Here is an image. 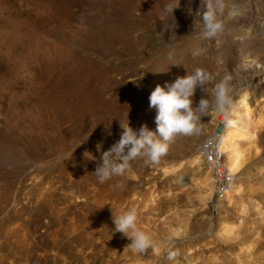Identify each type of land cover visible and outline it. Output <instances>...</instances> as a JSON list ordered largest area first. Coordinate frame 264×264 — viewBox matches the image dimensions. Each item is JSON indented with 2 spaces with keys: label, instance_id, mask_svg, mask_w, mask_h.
I'll list each match as a JSON object with an SVG mask.
<instances>
[{
  "label": "rangeland",
  "instance_id": "obj_1",
  "mask_svg": "<svg viewBox=\"0 0 264 264\" xmlns=\"http://www.w3.org/2000/svg\"><path fill=\"white\" fill-rule=\"evenodd\" d=\"M174 1L0 0L3 235H8L9 230L4 231L11 223L9 235H22V224L33 207L44 210L45 221L51 214L60 218V210L78 206L80 212L63 216L64 223H52L50 231L58 229V240H68L74 253L79 252L78 264H264V128L256 137L261 152L250 154L243 172L242 203L247 206L243 214L237 206L215 202L203 208L194 183L182 186L176 181V173H163L166 168L181 166L191 175L186 160L223 115L212 109L201 118L200 131L177 136L158 163L145 164L137 158L123 176L103 184L92 174L102 152L119 140L123 131L120 122L128 121L134 130L144 124L156 130V110L149 107V96L156 85L171 83L196 68L214 75L206 85V93L197 88L193 107L202 97L214 100L215 85L225 76L230 77L232 103L236 92L246 88L251 92V103L264 106V0H225L226 7L220 15L223 31L210 40L202 35V11L181 15L177 9L186 6H181L180 0L173 16L164 11L165 5ZM233 6L239 14L230 17ZM163 25L169 30L172 27L170 36L175 34L176 39H160L162 33L157 30ZM181 28L187 30L183 32ZM116 47L123 53V72L136 75L134 95L140 93L146 113L137 112L134 105V113L119 121L117 111L110 109L95 115L92 121L86 102H82L87 101L88 72L94 69V90L89 100L97 105L98 88L108 70L105 58L112 56ZM74 76L79 78L78 86L86 88L84 95L80 87L78 92L73 90ZM17 192L26 194H19L25 207L21 216L15 215L10 210L13 203L4 199L6 195L13 200ZM91 207L97 212L88 214ZM132 208L137 210L138 228L153 241V247L144 253L133 252L126 247L131 241L114 232L113 215ZM6 215L12 217L8 219ZM223 221L238 225L226 239L219 235ZM179 227L181 237L167 246L168 233ZM40 230H44L43 226L36 229L32 225L31 233L39 235ZM188 248L192 249L190 253L186 252ZM93 250L96 263L86 256ZM51 253L62 260L67 258L65 250ZM44 264L52 262L48 259Z\"/></svg>",
  "mask_w": 264,
  "mask_h": 264
},
{
  "label": "bare ground",
  "instance_id": "obj_2",
  "mask_svg": "<svg viewBox=\"0 0 264 264\" xmlns=\"http://www.w3.org/2000/svg\"><path fill=\"white\" fill-rule=\"evenodd\" d=\"M180 2L182 3L181 6H183V7L186 6V8L180 9L181 8L180 7L177 9V12L181 15L184 14L185 16L186 15L192 16V15L198 14L199 12L202 11L201 0H180ZM184 9H186V10H184ZM176 17H178V16H176ZM138 19L139 18L137 16L135 21ZM186 21H188V20H186ZM185 24H187V23H185ZM178 26H181V23ZM182 26H186V25H182ZM183 29L184 28H181V30L183 32L187 30V29L186 30L185 29L183 30ZM151 30H149V32H151ZM170 30L165 25H163L161 28H159L157 30V33H162L161 36L158 35V36H160V39H161V37H162V39L167 38V36H168L167 39H169L173 36L175 38L174 33H172L174 35L170 36L171 35L170 32H173L172 27ZM174 31H175V29H174ZM142 33L145 34V32H142ZM147 33H148V31H147ZM152 34H153V32H152ZM153 35L155 36V34H153ZM138 36H139V33H138ZM145 36L146 35H143V37H145ZM147 39H149V37H147ZM147 39H146V41H148ZM160 39L159 40L156 39L157 40L156 42L160 41ZM172 40H174V39H172ZM163 41H165V40H163ZM137 42H139V41H137ZM150 42H151V40H150ZM153 42H155V41H153ZM160 43H161V41H160ZM111 47H113V46H111ZM111 54L113 57L109 55L105 58L106 59L105 61L109 63V64H106V65H108V70L106 73L105 81L103 83L101 82L102 84H100L101 86H100V88H98V92H97L98 95L96 97L97 105H94V103H92L91 100H89L90 96L92 95V92L94 90V83H95V82L93 83L94 69H89L88 76H87V78H88L87 89L84 88L82 90V87L80 85L78 86L77 82L79 81V78L76 76H74L72 79V82L74 84L71 82L73 84V85L72 84L71 85L74 87V89H73L74 91L76 90V92H78L77 89L79 87L81 88V90H82L81 94L82 95H84L83 91H85V89H86L87 94L85 93L86 94L85 96H86L87 101L84 100L82 102L83 103L86 102L87 113H88V115L89 114L92 115V117H90V118H92V121H93V118H95L94 117L95 115L99 114L100 112H102L104 110H109V109L111 111H117V121H119L118 119H121V118L123 119L124 117H127L129 113H131V114L134 113V105L136 106L137 112L146 113L144 101L140 98V93H137L136 95H134V87H135L134 86V79L136 78V75L134 77V73L133 72L128 73L127 70H125L127 73L123 72L124 67H125L123 65H125V64H123V61H121V59H120V57L123 55L122 50L120 48L116 47L113 49V52ZM95 65L98 66L97 63ZM106 65H105V67H107ZM100 69L101 68H98V70H100ZM102 69H104V68L102 67ZM142 72H143V70H142ZM208 74L211 75V72L210 73L208 72ZM141 75H142V73H141ZM213 75L214 74H212V76ZM146 76L149 77L148 75H146ZM130 91H132V92H130ZM84 98H82V99H84ZM251 98H252L251 92H250V90H248L246 88L240 89L236 92V99L232 103V108L229 110L230 111L229 119L233 121V124L231 126L225 125V122H224L225 117L223 115L218 117L219 120H221L224 124L222 141L220 144V150L224 155V166H225L228 174L230 176H233V178H234V180L232 181L230 186L225 191H223L221 196H216V193H215L216 191H215V187H214V180H213L214 178H212L210 171L205 168L203 157L200 154L198 149H197V151H194L186 160V163L188 162V166L190 168L189 171L191 170V172H192L190 175L191 177L186 174L185 169L181 166H178L175 169L174 168L170 169V167H169V168H166L163 170V173L165 175L169 174L171 172L176 173L177 174L176 181H178V183L181 184L182 186H186L188 183H189V185L191 183H194L197 186V189H199L198 192L200 195L198 194L199 198H197V199L200 201L203 208H209V206H208L209 203L215 202V204H218L220 206H237L240 208V211L242 214L247 209L246 204H244V202L242 203V201H243L242 195H243L244 190H245V186L243 183L244 181L242 180L243 179V172H244V170H245V168H246V166L250 160V157H251L250 154L251 153L258 154L261 152V149L257 143L256 137H258V135H257L258 131H260L264 128V106H262L261 108L254 106V104L251 103ZM261 99H262V101H264V94H262ZM82 108L85 109L84 106ZM191 185H193V184H191ZM19 194H20V192H17L15 194V197H13V200L10 199L12 196L9 198L10 200H8L7 199L8 197L6 195H5L6 198L4 197V199H6L8 203H13L12 204L13 207L9 206L10 210H12V212L14 211L15 215L21 216L22 213L24 214V212H25V207L21 203L20 197H22L23 195H26V194H24V193H23V195L20 194L22 196H20ZM8 196H10V195L8 194ZM24 198H23V200H25ZM4 199H3V202H4L3 204H7V203H5L6 200H4ZM153 199H154V196L151 195V200H153ZM26 201H27V199H26ZM32 209L33 210L31 211V213H28V215H27V220L24 221V223L22 224V232L23 233L20 232L22 235H20L18 237H11L9 235V233L11 231L12 223L8 224L9 226L6 227L7 229L4 231V233H6V231L9 230L8 235H3L1 233L2 227L0 228V236H1L0 237V264H44L45 261L48 259L52 262V264L53 263H55V264H78L77 259L79 258V254H78L79 252L77 254H76V252L74 253V251L70 248V246L68 244V243H70L68 240H66V239H65L66 241L58 240L59 239L58 237L60 236L58 229L54 230L51 233H50V231H51L52 223L55 224L58 222L59 225H62L64 223V220H65L63 216L69 217L71 215H75L77 212H80V207H78V206L72 207L71 206V207L62 209L59 211V213L61 214L59 216L60 218H56L54 216V214L53 215L51 214V216H49V219H45V221L42 219V217L44 215L43 209L41 210L40 207H38V208L33 207ZM87 211H88L87 212L88 214L97 212L96 209L92 208V207L89 208ZM1 212H2V210L0 208V213ZM56 215H57V213H56ZM6 216H8V219L12 217V215H6ZM0 225H1V222H0ZM32 225L36 229L38 228L39 225L43 226L44 230L43 231L40 230L41 232L39 235L38 234L32 235V233H31ZM237 226L238 225L235 222L223 221L219 224V235L222 238L226 239L229 236V234L231 236V233L236 229ZM181 233H182V230L180 227L171 230L168 233L167 237L165 238L166 245L170 246L172 243H174L176 241V239H179L181 237ZM50 235H52V236H50ZM51 249H52V251H51ZM55 250H61V251L65 250L67 252L66 260L65 259L62 260V259L58 258L57 255L53 256L54 254L51 252H53ZM90 250H92V248ZM191 251H192V249L188 248L186 252L190 253ZM102 253H103V251H102ZM56 254H57V252H56ZM98 255H99V253H98ZM86 256L91 257L92 260L95 261L94 263H96L97 255L94 252V250L89 252L88 254H86ZM83 258H85V257H83Z\"/></svg>",
  "mask_w": 264,
  "mask_h": 264
},
{
  "label": "clouds",
  "instance_id": "obj_3",
  "mask_svg": "<svg viewBox=\"0 0 264 264\" xmlns=\"http://www.w3.org/2000/svg\"><path fill=\"white\" fill-rule=\"evenodd\" d=\"M202 35L205 39H213L223 31L224 25L220 15L224 12L225 0H201ZM179 7V0L165 5L166 13L173 12ZM239 14L233 6L229 12L230 17ZM212 76L201 68L178 76L173 82H166L163 86L157 84L149 96V107L156 110V130H149L146 124L139 130H134L129 123H120L123 129L120 138L107 151L102 152L100 160L92 174L98 183L116 176H123L130 169L131 162L137 158L143 159L145 164L158 163L169 150L170 143L179 135H192L200 131L199 122L206 116L210 109L215 110L225 117V125L231 126L229 119L232 99L228 81L223 80L215 85L214 100L201 98L193 107V97L199 87L206 93ZM99 148V145L97 146ZM87 153V152H86ZM85 153V154H86ZM115 224L114 232L122 233L131 243L126 247L133 252L144 253L153 247V241L148 234L138 228V214L135 208L125 211L119 216L113 215Z\"/></svg>",
  "mask_w": 264,
  "mask_h": 264
},
{
  "label": "built area",
  "instance_id": "obj_4",
  "mask_svg": "<svg viewBox=\"0 0 264 264\" xmlns=\"http://www.w3.org/2000/svg\"><path fill=\"white\" fill-rule=\"evenodd\" d=\"M223 129V122L221 120L217 121L216 127L204 137L198 147L203 157L205 168L210 171L212 178H214L216 196H221L223 191L234 180L233 176L228 174L224 166V155L220 150Z\"/></svg>",
  "mask_w": 264,
  "mask_h": 264
}]
</instances>
